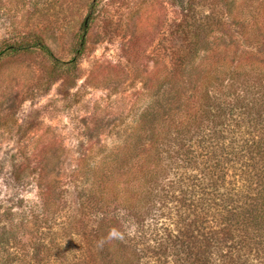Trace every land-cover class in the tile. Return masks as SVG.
I'll list each match as a JSON object with an SVG mask.
<instances>
[{
  "label": "trees",
  "instance_id": "obj_1",
  "mask_svg": "<svg viewBox=\"0 0 264 264\" xmlns=\"http://www.w3.org/2000/svg\"><path fill=\"white\" fill-rule=\"evenodd\" d=\"M184 16L176 30L189 46L170 48L162 79L172 104L141 115L60 235L46 224L55 210L45 183L38 220L0 225V264H264V35L239 53L190 46L200 24Z\"/></svg>",
  "mask_w": 264,
  "mask_h": 264
},
{
  "label": "rangeland",
  "instance_id": "obj_2",
  "mask_svg": "<svg viewBox=\"0 0 264 264\" xmlns=\"http://www.w3.org/2000/svg\"><path fill=\"white\" fill-rule=\"evenodd\" d=\"M259 3L0 0V51L25 48L0 55V225L38 220L51 180L49 234L72 226L98 178L123 156L141 115L156 102L157 109L172 104L162 80L170 48L189 46L176 30L179 20L187 13L200 24L190 46L239 53L257 44L255 33L264 35ZM206 56L199 51L195 63Z\"/></svg>",
  "mask_w": 264,
  "mask_h": 264
}]
</instances>
